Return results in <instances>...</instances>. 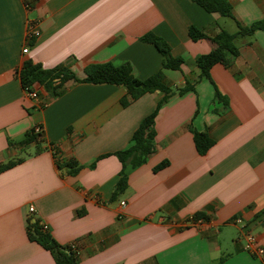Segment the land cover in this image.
<instances>
[{"label": "crops", "instance_id": "obj_1", "mask_svg": "<svg viewBox=\"0 0 264 264\" xmlns=\"http://www.w3.org/2000/svg\"><path fill=\"white\" fill-rule=\"evenodd\" d=\"M227 1L235 19L192 0H0V166L22 160L0 173V264H56L28 238L36 220L79 264H264L243 250L234 223L241 218L264 247V30L238 38L239 55L215 65L211 80L196 64L215 48L211 39L238 32L236 21L264 18V0ZM30 23L38 31L32 40ZM193 26L210 39L191 40ZM150 33L185 60L181 70L163 69L157 48L140 40ZM27 61L80 80L93 66L129 63L138 79L162 70L168 86L195 89L161 107L156 152L126 167L127 190L115 199L122 164L114 154L131 147L164 94L123 107V86L69 82L57 95L36 89L34 102L19 78ZM37 125L41 140L25 146ZM192 128L215 142L205 155ZM72 161L78 174L59 169Z\"/></svg>", "mask_w": 264, "mask_h": 264}, {"label": "trees", "instance_id": "obj_2", "mask_svg": "<svg viewBox=\"0 0 264 264\" xmlns=\"http://www.w3.org/2000/svg\"><path fill=\"white\" fill-rule=\"evenodd\" d=\"M210 14H217L222 17L234 18L233 8L227 0H192ZM238 32L230 34L222 31L221 34L211 39L215 43V48L206 55L196 58V64L201 70V79L211 80V69L217 64L228 65L231 57L239 55V48L236 40L240 37L253 36L256 31L264 30V18L250 26H245L236 21ZM189 37L197 42L203 39H210L204 31L191 27ZM143 42L154 45L163 57V69L181 70L185 64L182 58H175L171 53V47L162 38L150 33L140 39ZM19 78L24 89L43 90L51 95H57V91L69 82L89 83V84H110L123 86L127 89V96L123 98L121 104L128 107L146 94L161 92L164 98L158 103L156 109L143 119L137 130L133 134L132 145L124 151H119L114 155L122 164L120 179L116 185L113 197L116 199L122 195L128 187V178L125 169L128 166L139 167L156 152L155 145V122L161 107L173 96L183 95L195 88L187 83L183 88H172L166 84V77L161 70L155 75L141 80L133 72L129 63L121 66H115L112 63L93 66L87 72L86 78L80 80L73 72L65 68L45 69L40 64H34L31 61L24 63L19 72ZM216 94L219 95L218 91ZM197 151L205 155L215 144L214 140L205 132H199L191 129ZM42 134H35L34 131L27 135L23 140L25 146L32 143H38ZM22 160L10 161L0 166V173L13 168ZM169 163L163 162L157 166L155 172L166 168ZM60 170H67L68 174L76 175L82 167L75 161L65 164H58ZM204 218L203 214H197L194 220ZM28 238L31 242L38 243L53 256L56 264H79L77 253L70 246L60 245L50 234L45 232L39 221H30L28 226ZM224 259H220L215 264H224Z\"/></svg>", "mask_w": 264, "mask_h": 264}, {"label": "built area", "instance_id": "obj_3", "mask_svg": "<svg viewBox=\"0 0 264 264\" xmlns=\"http://www.w3.org/2000/svg\"><path fill=\"white\" fill-rule=\"evenodd\" d=\"M38 35L37 31V24L30 23L28 27V32H27V39L32 40ZM24 53H27V49L23 51ZM27 97L34 101L38 102L39 101V92L36 89H25ZM35 134H42L43 133V127L40 125L35 126L33 129ZM126 206L124 201L119 202L117 205L119 210H122ZM36 210L33 205L29 207V214H35ZM234 223L236 225H241L242 226V234L241 238L238 239L239 242L243 241V250L251 254L253 257L259 258L261 260H264V247L263 245L260 244V241L258 237L250 231L246 225L244 224L243 220L241 218H236L234 220ZM42 228L45 232L49 231V227L45 224L42 225Z\"/></svg>", "mask_w": 264, "mask_h": 264}]
</instances>
